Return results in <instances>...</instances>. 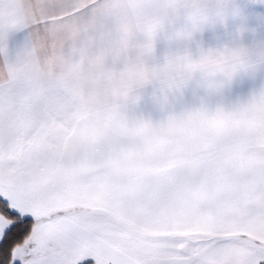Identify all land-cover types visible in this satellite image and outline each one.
I'll return each instance as SVG.
<instances>
[{"label":"snow or ice","instance_id":"snow-or-ice-1","mask_svg":"<svg viewBox=\"0 0 264 264\" xmlns=\"http://www.w3.org/2000/svg\"><path fill=\"white\" fill-rule=\"evenodd\" d=\"M173 19L166 0H0V264H264V91L129 114L146 84L246 69L150 64Z\"/></svg>","mask_w":264,"mask_h":264},{"label":"crops","instance_id":"crops-1","mask_svg":"<svg viewBox=\"0 0 264 264\" xmlns=\"http://www.w3.org/2000/svg\"><path fill=\"white\" fill-rule=\"evenodd\" d=\"M245 9L247 8L243 0H231L226 20L205 27L190 41L177 39L169 32L160 33L148 62L162 65L166 58L184 54L198 59L204 52H222L236 47H245L252 52L261 51L264 45L248 42L249 23ZM175 24H185L183 11L176 18ZM140 39L143 40V37ZM116 67L118 70L122 69L124 63L120 62ZM260 91H264V62L241 70L227 82L218 79L214 87L199 75L193 77L184 87L170 91L162 90L155 82L146 84L136 89L134 94L138 99L130 105L129 114L145 121L160 123L166 121L170 115L201 107L215 109L241 106Z\"/></svg>","mask_w":264,"mask_h":264},{"label":"clouds","instance_id":"clouds-1","mask_svg":"<svg viewBox=\"0 0 264 264\" xmlns=\"http://www.w3.org/2000/svg\"><path fill=\"white\" fill-rule=\"evenodd\" d=\"M166 2L174 19L161 29V33L169 32L177 39L190 41L205 27L226 20L231 0H166ZM181 11L184 13L185 24L176 26L175 20ZM222 52L237 54L242 58L246 69L264 62V51L252 52L245 47H236Z\"/></svg>","mask_w":264,"mask_h":264},{"label":"rangeland","instance_id":"rangeland-1","mask_svg":"<svg viewBox=\"0 0 264 264\" xmlns=\"http://www.w3.org/2000/svg\"><path fill=\"white\" fill-rule=\"evenodd\" d=\"M243 2L248 12V42L264 45V0H243ZM261 51H264V48Z\"/></svg>","mask_w":264,"mask_h":264}]
</instances>
